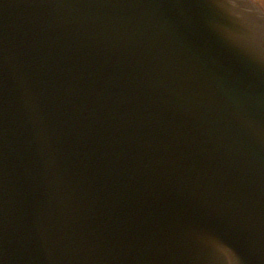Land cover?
I'll return each mask as SVG.
<instances>
[{"label":"water","instance_id":"95a60500","mask_svg":"<svg viewBox=\"0 0 264 264\" xmlns=\"http://www.w3.org/2000/svg\"><path fill=\"white\" fill-rule=\"evenodd\" d=\"M0 264H264L262 14L0 0Z\"/></svg>","mask_w":264,"mask_h":264},{"label":"rangeland","instance_id":"374dc122","mask_svg":"<svg viewBox=\"0 0 264 264\" xmlns=\"http://www.w3.org/2000/svg\"><path fill=\"white\" fill-rule=\"evenodd\" d=\"M260 6L264 8V0H255Z\"/></svg>","mask_w":264,"mask_h":264}]
</instances>
